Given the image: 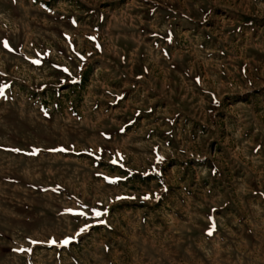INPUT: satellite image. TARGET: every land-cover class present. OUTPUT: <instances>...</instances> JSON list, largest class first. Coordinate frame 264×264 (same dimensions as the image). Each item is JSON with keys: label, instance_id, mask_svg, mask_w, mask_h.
Listing matches in <instances>:
<instances>
[{"label": "rangeland", "instance_id": "obj_1", "mask_svg": "<svg viewBox=\"0 0 264 264\" xmlns=\"http://www.w3.org/2000/svg\"><path fill=\"white\" fill-rule=\"evenodd\" d=\"M0 264H264V0H0Z\"/></svg>", "mask_w": 264, "mask_h": 264}, {"label": "snow or ice", "instance_id": "obj_2", "mask_svg": "<svg viewBox=\"0 0 264 264\" xmlns=\"http://www.w3.org/2000/svg\"><path fill=\"white\" fill-rule=\"evenodd\" d=\"M96 215H100V213H96Z\"/></svg>", "mask_w": 264, "mask_h": 264}]
</instances>
